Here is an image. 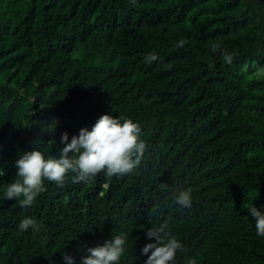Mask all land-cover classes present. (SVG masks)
I'll list each match as a JSON object with an SVG mask.
<instances>
[{"label":"trees","instance_id":"16d2710c","mask_svg":"<svg viewBox=\"0 0 264 264\" xmlns=\"http://www.w3.org/2000/svg\"><path fill=\"white\" fill-rule=\"evenodd\" d=\"M104 114L139 124V168L45 180L31 207L6 198L23 152L58 158L62 133ZM0 171V264H82L121 232V264H145L164 222L175 264H264L249 215L264 211V0H0ZM184 190L190 209L174 203Z\"/></svg>","mask_w":264,"mask_h":264},{"label":"clouds","instance_id":"9594fccd","mask_svg":"<svg viewBox=\"0 0 264 264\" xmlns=\"http://www.w3.org/2000/svg\"><path fill=\"white\" fill-rule=\"evenodd\" d=\"M132 2L135 3V0ZM185 43L181 40L175 47H183ZM213 50L219 51V46L214 45ZM158 59L155 53L145 58L149 64ZM223 59L229 65L233 62L230 53H225ZM208 67L211 69L214 65L209 63ZM140 134L138 123L109 114L101 115L91 130L81 128L70 143L67 142L68 133L64 132L60 142L65 146L58 158H45L41 151H26L18 157L15 167L19 179L9 184L6 198L15 199L22 208L31 207L38 195L46 191L45 180L63 187L69 178L73 183H79L89 182L102 172L108 177L132 173L142 165L148 151V145L140 139ZM4 174L0 171V175ZM161 188L168 190V185L162 184ZM174 203L180 209H190L193 203L191 191H180ZM249 215L255 220L257 236L264 237V211L253 204ZM18 228L21 231L29 228L40 231L41 225L35 219L25 217ZM146 237L150 240L154 238V242L145 244L141 250V254L147 256L145 264H175L176 253L183 245L172 234L167 222L149 228ZM126 243L125 233L115 234L103 243L88 248L82 264H121ZM64 260L73 264V258L68 254L64 255ZM188 264H197L196 259L191 258Z\"/></svg>","mask_w":264,"mask_h":264}]
</instances>
